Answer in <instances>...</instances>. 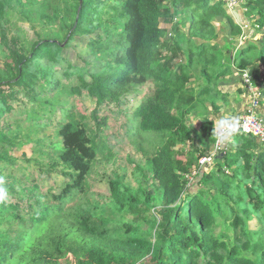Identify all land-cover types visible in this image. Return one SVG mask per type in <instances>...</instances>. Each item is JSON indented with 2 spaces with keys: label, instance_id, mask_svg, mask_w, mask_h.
I'll return each instance as SVG.
<instances>
[{
  "label": "trees",
  "instance_id": "trees-1",
  "mask_svg": "<svg viewBox=\"0 0 264 264\" xmlns=\"http://www.w3.org/2000/svg\"><path fill=\"white\" fill-rule=\"evenodd\" d=\"M167 1L75 0L66 4L71 21L65 22L59 40L47 30L52 18H61L60 0H0V145L13 143L7 115L17 95L14 88L23 87L36 98V86L50 90L64 77L81 79L73 95L85 89L96 99L91 116L98 126L92 127L74 105L64 109L55 126L58 138L50 146L68 180L59 193L28 187L27 205H20V196L0 202V264H264V149L259 140L232 135L230 150L218 157L215 171L199 170L200 183L217 181L218 201L204 199L184 178L213 149L214 116L229 106L233 80L248 72L254 83L264 82V0H245L248 12L238 10L243 20L253 17L256 34L263 38L241 47L242 23L223 0H172L171 9ZM15 13L30 23L36 14L44 27L30 47H20L18 35L10 37ZM164 19L173 32L162 26ZM219 24L228 27L234 43H218ZM95 34L98 38L86 48L105 66L87 80V73L78 71H86L89 63H71L66 51ZM169 34L177 38L174 49L180 52L170 69L158 59L170 51L162 41ZM53 65L68 68L55 71ZM193 82L195 88L189 86ZM150 83V92L126 117L127 132L146 159L145 166L136 165V173L155 181L164 204L148 219L149 204L156 203L151 193L146 194L148 209L140 210L133 190L116 178L109 182L110 202L102 203L90 196L88 178L100 158L115 159L100 109L114 105L123 112L126 100ZM233 90L245 94L242 88ZM30 120L38 121L36 128L51 125L39 117ZM188 143L193 149L185 153L180 147ZM5 158L0 154V162ZM15 182L10 177L2 186L16 192ZM139 219L147 221L144 233L136 226Z\"/></svg>",
  "mask_w": 264,
  "mask_h": 264
},
{
  "label": "rangeland",
  "instance_id": "rangeland-1",
  "mask_svg": "<svg viewBox=\"0 0 264 264\" xmlns=\"http://www.w3.org/2000/svg\"><path fill=\"white\" fill-rule=\"evenodd\" d=\"M44 0H38V2H43ZM59 1V0H55ZM64 5L62 6L61 18L53 19V24L51 29L47 31H52L54 35H60L59 40L63 38L62 34L63 26L70 23L71 19L66 17L65 11L67 9L66 4H75V0H60ZM118 0H113V3ZM172 0L166 2L167 8H172ZM112 8L108 7L103 14L110 11ZM114 13V10H112ZM35 17V18H34ZM34 22L30 23L22 14L15 13L11 16V26H10V37H15L18 35L20 39L19 46L30 47L33 43L38 41L36 32H40L42 25L38 23V16L35 14L33 16ZM162 26L167 28L170 32H173V25L170 24L165 19L162 20ZM47 29V28H46ZM169 32V33H170ZM218 33L220 39L218 43L224 47L228 43H234L233 39L229 37L228 27L223 24L222 27L218 26ZM254 40L260 42L263 38L257 36L254 33ZM171 40H167L170 39ZM98 38V34L91 36L90 38H84L75 42L76 47L71 48L66 51V58L75 65L80 67H85V62L89 63V67L86 71H78L79 73H87L85 78L90 79V73L98 72L102 69L105 64L99 62L96 58L92 57L87 51V44L90 39ZM176 40L172 35L163 37V44L170 47V51L158 55L160 64L170 69L174 66L175 59L180 56V52L175 50ZM245 44V43H244ZM240 41L241 45H244ZM239 49V44H238ZM182 54V53H181ZM183 58V55H182ZM184 59V58H183ZM185 61V59L183 60ZM72 65V64H71ZM55 71H65L67 70L66 65H53ZM70 71H72L70 69ZM62 73V72H61ZM240 79L233 80V87L237 89H244L245 94L239 95L236 90H229L231 92L230 104L221 113L220 116L217 115V120L220 123L229 121L232 118H237L243 115L249 105V97L244 88V81ZM237 82V83H236ZM263 84V83H261ZM81 85V79L79 77L72 76L71 78H61L59 85L52 87L50 90L45 89V87L38 88L36 86V98L35 93L28 94L23 87L14 88L17 90V95L12 98L10 105L12 109L9 111L7 118L8 122L12 123L13 143L9 146L2 147L0 145V154H6L7 158L0 162V173L1 180L6 183L10 177H13L15 182L16 192H10L9 198L13 201L18 199V196L23 197L20 200V205H27L26 197L29 194L28 187H35L39 189L41 194H48L50 191L54 193H59V187H62L63 183L68 180L67 175L63 172V167L55 161L53 150L50 143L57 139V134L55 132V126L57 121H59L64 113V109L72 104L75 106V111L83 113L88 116V121L91 126L98 128L96 122L92 119V112L97 109L96 99L88 94V92L83 89L82 95H77L71 92L72 88H76ZM259 86V84H257ZM195 88L196 83L189 85ZM152 84L146 85L139 89V93L133 94L126 100V105L123 108V112H120L118 108L114 105L103 106L99 111L100 118H107V126L103 127L104 134L107 136V140L110 141L111 148L115 155V159L107 161L105 158H100L98 164L93 170V173L88 178L90 186V196L98 202L109 203V182L112 179L121 178L126 185H128L132 190L134 195L139 199V209H148L145 206L146 194L151 193L156 203L154 206L149 204L150 212H148V219L153 217L156 211L163 207V202L158 194V189L156 183L152 178L149 180L140 174L136 173V165L145 166V158L138 153L136 146L133 144L130 135L127 132L126 127V117L131 115L136 108L141 104L142 100L150 92ZM263 89V88H262ZM43 94H38L42 93ZM240 91V90H239ZM264 91V90H263ZM242 98H241V97ZM264 93L262 92V98H264ZM260 100V112L263 109L262 102ZM39 117L40 120H50L51 125L47 127L36 128L34 123L38 121H31V118ZM264 118V115L262 114ZM43 123V122H42ZM44 124V123H43ZM232 140V139H231ZM44 141V142H43ZM232 143V141H230ZM183 152L190 153L193 148L190 144L182 145L180 147ZM232 151V150H231ZM4 152V153H3ZM231 153H234L232 151ZM214 167L206 170V174L215 171ZM198 170V168H197ZM227 174H232V170H227ZM138 175V176H137ZM186 175L184 178L188 187L192 186L194 191L199 190V194L203 195V198L207 201L216 202L218 201L216 195L218 189L216 188V180L205 181L201 183L200 175ZM194 178V179H193ZM199 180V182H198ZM198 182V183H197ZM197 183V185H195ZM144 191V193H142ZM111 210V208L108 207ZM113 211V210H112ZM114 212V211H113ZM104 215V214H103ZM132 215V214H128ZM106 216V215H104ZM108 217H113V213L109 212ZM146 220H137L136 226L142 229V233L147 229L148 224ZM252 224H256L257 221L253 220ZM223 227L217 229V233L220 234ZM231 235V232H229Z\"/></svg>",
  "mask_w": 264,
  "mask_h": 264
},
{
  "label": "built area",
  "instance_id": "built-area-1",
  "mask_svg": "<svg viewBox=\"0 0 264 264\" xmlns=\"http://www.w3.org/2000/svg\"><path fill=\"white\" fill-rule=\"evenodd\" d=\"M225 2L227 10L234 14L242 9L243 13L246 14L248 10L243 8L245 0H223ZM252 16H246L242 23L243 33L241 35V43L244 44L247 41L254 40V33L258 26L254 27L252 23ZM242 80L244 81V88L249 97V105L243 115L237 118H232L224 123H217L215 127L214 136L216 139L215 145L206 156L199 160L198 166L192 171V177L197 175L200 169L208 170L212 168L218 159V157L229 149V143H227L228 137L235 134H243L245 136L254 137L259 140L260 145L264 149V118L260 113V100L262 98V87L258 86L252 80L248 72L242 73ZM198 168V170H197Z\"/></svg>",
  "mask_w": 264,
  "mask_h": 264
},
{
  "label": "clouds",
  "instance_id": "clouds-1",
  "mask_svg": "<svg viewBox=\"0 0 264 264\" xmlns=\"http://www.w3.org/2000/svg\"><path fill=\"white\" fill-rule=\"evenodd\" d=\"M2 185H3V181L0 180V202H4L9 198L8 190Z\"/></svg>",
  "mask_w": 264,
  "mask_h": 264
},
{
  "label": "crops",
  "instance_id": "crops-1",
  "mask_svg": "<svg viewBox=\"0 0 264 264\" xmlns=\"http://www.w3.org/2000/svg\"><path fill=\"white\" fill-rule=\"evenodd\" d=\"M238 13L240 14V19H241L244 15H243V13L241 14V12H238ZM237 23H238V21H237ZM253 25H254V27L258 26V25L255 26V23H254ZM225 26H226V25H225ZM219 27H222L221 24H219ZM228 34H229V31H228ZM263 73H264V70H263ZM263 81H264V80H263ZM259 86L263 88V89L261 88L262 91H263V90H264V82H263V84H259ZM263 98H264V97H263ZM224 109H225V107L222 109V111H223ZM260 113H261V115H262V114L264 115V105H263V109H262V111H261ZM218 116H220V115H218ZM215 117L217 118V115H215L214 118H215ZM217 119H218V118H217ZM216 123H220V122H219L218 120H216ZM196 124H197V123H196Z\"/></svg>",
  "mask_w": 264,
  "mask_h": 264
},
{
  "label": "water",
  "instance_id": "water-1",
  "mask_svg": "<svg viewBox=\"0 0 264 264\" xmlns=\"http://www.w3.org/2000/svg\"><path fill=\"white\" fill-rule=\"evenodd\" d=\"M234 16L239 23L240 22V14L238 12H234Z\"/></svg>",
  "mask_w": 264,
  "mask_h": 264
}]
</instances>
